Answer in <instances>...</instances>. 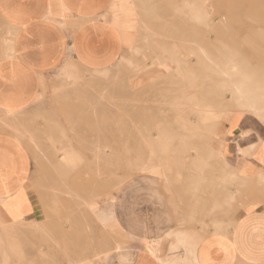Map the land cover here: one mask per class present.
Wrapping results in <instances>:
<instances>
[{
  "label": "crops",
  "instance_id": "crops-1",
  "mask_svg": "<svg viewBox=\"0 0 264 264\" xmlns=\"http://www.w3.org/2000/svg\"><path fill=\"white\" fill-rule=\"evenodd\" d=\"M184 8V0H0V110L25 113L0 125V224L40 212L19 132L90 140L88 125L103 135L115 128L104 121L130 112L135 93L125 82L187 79ZM195 22L200 56L207 30ZM218 33L225 38L213 48L234 49L229 57L247 65L246 29L230 19ZM217 132L206 179L185 175L182 195L170 182L156 191L144 202L137 243L106 264H264V118L234 115ZM108 218L118 225L113 209Z\"/></svg>",
  "mask_w": 264,
  "mask_h": 264
},
{
  "label": "rangeland",
  "instance_id": "rangeland-1",
  "mask_svg": "<svg viewBox=\"0 0 264 264\" xmlns=\"http://www.w3.org/2000/svg\"><path fill=\"white\" fill-rule=\"evenodd\" d=\"M184 3L188 54L179 70L187 79L125 82L135 93L128 95L133 99L130 112L121 110L104 121L115 128L108 125L103 135L96 125H88L90 140H33L19 132L32 157L30 188L40 212L37 220L0 224L6 264H106L118 259L142 233L145 201L164 191L168 182L182 195L187 174L206 179L205 171L200 172L213 167L221 126L246 112L264 118V0ZM230 19L247 31L241 43L247 65L229 57L236 50L213 48L225 38L218 32ZM195 20L207 30L200 56ZM204 45L216 56L205 57ZM192 47L195 54H190ZM20 115L25 113L0 110V125ZM111 209L119 226L108 218Z\"/></svg>",
  "mask_w": 264,
  "mask_h": 264
},
{
  "label": "bare ground",
  "instance_id": "bare-ground-1",
  "mask_svg": "<svg viewBox=\"0 0 264 264\" xmlns=\"http://www.w3.org/2000/svg\"><path fill=\"white\" fill-rule=\"evenodd\" d=\"M193 35H194V36H193V38H194L196 34L193 33ZM40 37H41V36H40ZM193 40H195V38H194ZM203 48L205 49V57L210 58V57H215V56H216V54H213V53L211 54L210 51H208V48H209L208 46L204 45ZM197 50H198V49H197ZM195 53H196V48H195V47H192V48H191V53H190V54H195ZM195 58H196V57H195ZM199 59H201V58H199ZM200 63H201V62H200ZM195 71H196V70H195ZM198 72H199V71H198ZM188 75H189V74H188ZM188 75H187V76H188ZM189 80H192V78H189ZM233 84H234V83H233ZM190 85L193 86L192 82H190ZM236 85H237V84H236ZM235 87H237V86H235ZM245 100H246V99H245ZM246 101L248 102L249 100H246ZM250 102H251V101H250ZM254 102H255V101H254ZM248 104H249V106H251V107L254 106L253 103H248ZM255 105H256V104H255ZM256 108H257V107H256ZM254 109H255V108H254ZM257 109H259V108H257ZM257 109H256V110H257ZM262 112H263V111H262ZM86 128H87V127H86ZM87 129H88V128H87ZM88 130H89V129H88ZM94 147H95V146H94Z\"/></svg>",
  "mask_w": 264,
  "mask_h": 264
}]
</instances>
